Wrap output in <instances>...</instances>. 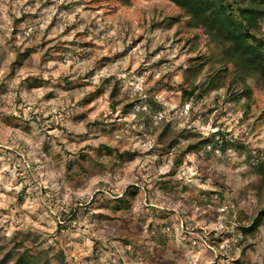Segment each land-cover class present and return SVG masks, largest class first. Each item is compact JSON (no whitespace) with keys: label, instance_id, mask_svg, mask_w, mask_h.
Wrapping results in <instances>:
<instances>
[{"label":"rangeland","instance_id":"obj_1","mask_svg":"<svg viewBox=\"0 0 264 264\" xmlns=\"http://www.w3.org/2000/svg\"><path fill=\"white\" fill-rule=\"evenodd\" d=\"M194 22L0 0V264H264V78Z\"/></svg>","mask_w":264,"mask_h":264},{"label":"trees","instance_id":"obj_2","mask_svg":"<svg viewBox=\"0 0 264 264\" xmlns=\"http://www.w3.org/2000/svg\"><path fill=\"white\" fill-rule=\"evenodd\" d=\"M177 5L185 8V12L195 20L194 26H203L211 34L216 33L223 36L230 43V54H236L240 63L245 66L254 65L256 71H260L264 78V53L262 49L250 38L255 36L251 34L250 29L258 27V19L264 14V0H249L246 7L240 8V19L230 13L225 14V6L219 8L214 6L213 0H172ZM223 1V0H219ZM256 4V6H254ZM213 28L215 29L212 31ZM209 33V34H210ZM255 39V38H254ZM193 91H185L186 95L192 94Z\"/></svg>","mask_w":264,"mask_h":264}]
</instances>
